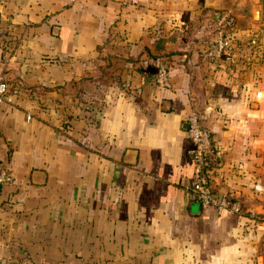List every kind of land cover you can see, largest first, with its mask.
Instances as JSON below:
<instances>
[{"label": "crops", "instance_id": "obj_1", "mask_svg": "<svg viewBox=\"0 0 264 264\" xmlns=\"http://www.w3.org/2000/svg\"><path fill=\"white\" fill-rule=\"evenodd\" d=\"M239 7L0 0V264H238L264 175V98L248 103L243 59L215 52ZM191 110L211 133L209 184L243 214L193 198Z\"/></svg>", "mask_w": 264, "mask_h": 264}, {"label": "rangeland", "instance_id": "obj_2", "mask_svg": "<svg viewBox=\"0 0 264 264\" xmlns=\"http://www.w3.org/2000/svg\"><path fill=\"white\" fill-rule=\"evenodd\" d=\"M234 5L240 6L241 14L224 16L223 25L217 23L215 41L221 38L225 42L224 48L230 53L234 52L240 61L243 59L244 93H250V97L246 94L244 98L249 103L253 102L255 90L264 88V0H234ZM262 119L264 122V111ZM262 179L264 181V175ZM251 190L255 192L252 186ZM256 194L259 196H254L255 199L261 202H254L257 207L252 210L258 216L248 217L249 226L244 228V235H248L244 239L245 251L243 256L238 257V264H264V219L261 218L264 216V196Z\"/></svg>", "mask_w": 264, "mask_h": 264}, {"label": "built area", "instance_id": "obj_3", "mask_svg": "<svg viewBox=\"0 0 264 264\" xmlns=\"http://www.w3.org/2000/svg\"><path fill=\"white\" fill-rule=\"evenodd\" d=\"M225 45L221 38H216L215 52L218 53ZM166 79V71L160 66L155 80L163 83ZM254 98H264V88H258L253 95ZM11 97L8 93V84L0 78V103H10ZM184 121L187 123L186 133L192 142L190 158L193 168V180L191 184V194L201 205L213 206L217 210H225L238 215L243 214L240 201L227 192L215 193L208 182V163L206 156L211 150L210 130L200 123V115L196 110L186 113ZM11 174L6 168H0V184L10 182ZM252 189L264 196V181L254 180ZM246 216L253 218L258 216L255 211L248 209ZM264 219V216H261ZM35 264H62V263H35Z\"/></svg>", "mask_w": 264, "mask_h": 264}, {"label": "trees", "instance_id": "obj_4", "mask_svg": "<svg viewBox=\"0 0 264 264\" xmlns=\"http://www.w3.org/2000/svg\"><path fill=\"white\" fill-rule=\"evenodd\" d=\"M175 53H178V51L177 52H170V53H166V57L167 58H172V55L173 54H175ZM230 52L227 50V48L225 47H223L218 53H217V58H221V59H225V58H228V57H230ZM171 64H169V66H170ZM166 67H168L167 65H166ZM206 160H207V163L209 162V156L207 155L206 156ZM11 181H12V179H11ZM227 193H228V191H227ZM231 196H233V195H231ZM235 197V196H234ZM53 262H57V263H62V264H65V262L64 261H53ZM53 262H34L33 264H35V263H53Z\"/></svg>", "mask_w": 264, "mask_h": 264}, {"label": "water", "instance_id": "obj_5", "mask_svg": "<svg viewBox=\"0 0 264 264\" xmlns=\"http://www.w3.org/2000/svg\"><path fill=\"white\" fill-rule=\"evenodd\" d=\"M216 17H218V15H216ZM182 126L186 129V127H187V123L184 122V123L182 124Z\"/></svg>", "mask_w": 264, "mask_h": 264}]
</instances>
